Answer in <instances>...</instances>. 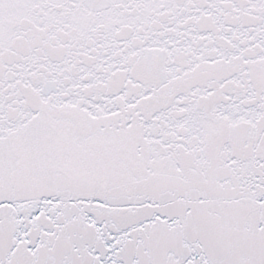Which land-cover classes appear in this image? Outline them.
<instances>
[{
  "label": "snow or ice",
  "instance_id": "1",
  "mask_svg": "<svg viewBox=\"0 0 264 264\" xmlns=\"http://www.w3.org/2000/svg\"><path fill=\"white\" fill-rule=\"evenodd\" d=\"M0 264H264V0H0Z\"/></svg>",
  "mask_w": 264,
  "mask_h": 264
}]
</instances>
